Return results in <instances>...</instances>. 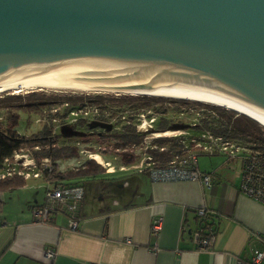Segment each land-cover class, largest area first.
Wrapping results in <instances>:
<instances>
[{
	"label": "water",
	"instance_id": "water-1",
	"mask_svg": "<svg viewBox=\"0 0 264 264\" xmlns=\"http://www.w3.org/2000/svg\"><path fill=\"white\" fill-rule=\"evenodd\" d=\"M67 72L264 109V0H0V84Z\"/></svg>",
	"mask_w": 264,
	"mask_h": 264
},
{
	"label": "crops",
	"instance_id": "crops-1",
	"mask_svg": "<svg viewBox=\"0 0 264 264\" xmlns=\"http://www.w3.org/2000/svg\"><path fill=\"white\" fill-rule=\"evenodd\" d=\"M199 155V154H198ZM228 155V154H227ZM214 159L210 184L201 179L152 180L146 169L133 168L120 178L107 168L92 176L95 195H89L87 176L76 227L68 226L62 212L50 220L36 219L33 207L43 201L48 183L25 182L1 193L0 264H238L251 261L254 247L264 239V203L239 188L241 159ZM240 158V157H239ZM198 162V156H197ZM120 169V168H119ZM122 169H128L122 167ZM87 177V178H86ZM90 177V176H89ZM44 179V180H45ZM35 188L31 193V188ZM39 190V188H41ZM117 188V189H116ZM116 189L111 197L105 190ZM17 190V191H15ZM205 205L218 223L210 247L196 246L191 231ZM162 214L155 233L151 221ZM54 250L52 256L45 251Z\"/></svg>",
	"mask_w": 264,
	"mask_h": 264
},
{
	"label": "rangeland",
	"instance_id": "rangeland-1",
	"mask_svg": "<svg viewBox=\"0 0 264 264\" xmlns=\"http://www.w3.org/2000/svg\"><path fill=\"white\" fill-rule=\"evenodd\" d=\"M32 90H35L36 92L34 94L27 95L29 91ZM10 93H20L21 96L10 98L8 96L6 97L7 99H0V104L3 102L21 104L18 107L12 106L13 111H16L18 114L15 128L20 133L28 134L33 131H37L44 123H49L53 127V133H57L54 135L55 144L78 145L79 154L77 156L60 158L57 160L59 169L64 170L74 168L81 164L86 158L92 157L90 155H96L99 160H102L103 162H105L106 159L110 161V163H108L109 165L107 163L104 165L105 170L103 172L106 173V168H115V172L108 173L106 175L115 176L116 179L117 177L120 178L119 176H121V174L129 173L131 169L137 168L134 164L139 163L142 159H145L144 156L148 153V147H155L159 145L153 140L155 136H174L181 139L189 146L193 145L196 141L203 144L209 142L210 137L208 134L211 131L203 126L200 127L204 121L207 119L213 123H218L221 117L223 118L226 116L225 114H221L206 105L195 102L179 103L164 100L152 102L148 105H141V101L139 99H131L129 97L127 99H123V97L141 95V93H115V91H74V89L35 88L19 92H14L12 90L2 91L0 93V97L9 95ZM52 93L63 95V97L67 95H77L74 97L76 100L85 98L87 97L86 95L92 96L96 94H102L110 97L114 96L116 98H106L103 102L104 104L99 105L98 113H96L95 116L87 118L88 120L95 119V121L92 123H88L87 120L83 123L77 122L74 124L76 130L73 131L72 121L61 123V118H57L56 120L52 119L54 113L50 110V107L53 104L58 103L60 100L40 104L35 103L37 100H45L44 95ZM29 101H32V103ZM28 102L30 104H28ZM44 110H46V112ZM237 112L239 113V111ZM42 114L47 115V117L37 120L36 117L41 116ZM8 120L9 116L6 109L0 106V123L4 125L8 124ZM163 122L168 123L169 130L156 131L159 130L158 127ZM194 122H196L198 126L194 125ZM124 123H134L138 130H145V135L141 142L130 144L126 146V148L117 144V141L119 140L112 134V132L121 129ZM182 123L187 124L184 125ZM227 156L228 155L222 151L216 153H200L198 155V163L209 166L210 163L214 162V159L220 157L225 158ZM239 160V156L230 158V161H233V163L239 162ZM121 165H124L128 169H122ZM41 175L44 176L43 173ZM87 177L85 184L87 186V190L89 191V195H95L99 187L95 190L94 181L100 182L101 179L98 178L94 180L92 179V176ZM76 178H78V175L62 177L61 180L69 181L75 180ZM44 179L45 178L41 176H31L27 180L29 182L35 180L36 182L48 183V181ZM34 189L35 188L32 187L29 193H31ZM41 189L42 187L39 188V190ZM116 189H110L109 191L105 190L106 197L111 198L116 193ZM12 190L13 189L5 191L7 197L11 194L10 191ZM0 212L2 213L1 209Z\"/></svg>",
	"mask_w": 264,
	"mask_h": 264
},
{
	"label": "built area",
	"instance_id": "built-area-1",
	"mask_svg": "<svg viewBox=\"0 0 264 264\" xmlns=\"http://www.w3.org/2000/svg\"><path fill=\"white\" fill-rule=\"evenodd\" d=\"M98 109L99 106L96 103L89 102L85 98L77 103H71L69 100L64 99L50 107V110L54 113L52 119L61 118V123L95 116ZM44 111L46 112V110ZM46 117L47 115L42 114L36 119L41 120ZM208 136L210 137L209 142L203 144L199 141L191 146L184 143L186 149L165 162L155 159L148 152L144 156L145 159L134 165L139 169H146L150 178L154 181L201 179L210 184L213 174L199 168L197 156L200 153L222 151L231 157L239 156L241 159L240 190L264 203V150L224 135H215L209 132ZM97 160L102 165L110 163L108 159L105 162ZM52 167V161L48 156H42L37 160L29 148H19L13 152L12 158L5 159L3 166L0 168V176L14 173L21 174L24 177L39 176L44 170H50ZM121 167L125 166L121 165ZM83 194L84 187L81 183L56 182L49 184L45 190L43 201L34 205L33 214L36 219L47 221L50 220L53 212H62L67 217L68 226L74 228L79 221ZM196 211L202 219L198 226L191 231L192 238L197 247H210L215 239L218 223L211 217V211L205 205L197 207ZM2 216L0 212V217ZM162 220V214H156L153 217L151 227L155 233L161 228ZM45 253L52 256L54 250L47 247ZM253 253L251 261L239 260L238 264H264V239L254 247Z\"/></svg>",
	"mask_w": 264,
	"mask_h": 264
},
{
	"label": "trees",
	"instance_id": "trees-1",
	"mask_svg": "<svg viewBox=\"0 0 264 264\" xmlns=\"http://www.w3.org/2000/svg\"><path fill=\"white\" fill-rule=\"evenodd\" d=\"M36 91H29V94H34ZM20 97V93H10L9 95L1 96L0 99H7L6 97ZM45 100H37L35 103L40 104L44 102H55L62 101L64 99L69 100L71 103H77L80 100H76L74 97L77 95H67L64 96L60 94H48L44 95ZM85 96V95H84ZM86 100L92 103H96L98 106L104 104L106 98H116L114 96H106L102 94L96 95H86ZM131 99H139L141 101V105H148L152 102L156 101H174V102H195L199 104L206 105L211 109L218 111L221 114H225V117H221L218 123H213L210 120H205L204 123L200 127L207 128L211 133L215 135H224L228 138L235 139L237 141L247 143L253 147L260 148L264 150V126L254 119L253 117L237 112L232 108H227L222 105L212 104L207 102H202L198 100H190L182 97H168L163 95H150V94H141V95H131L123 97V99L127 98ZM32 103V101H29ZM28 102V104H30ZM20 103H7L3 102L0 106L4 107L8 113L9 120L8 124L0 123V168L3 166L6 158H12L13 152L19 148H29L31 153L37 160H39L42 156H48L53 164L52 169L44 170V177L53 183L62 182L66 184L78 183L81 182L80 179L83 176H94L97 173L103 172L105 170L104 165H102L96 159H99L98 156L92 155L93 157L86 158L81 164L74 168L61 170L58 168L57 160L60 158H67L72 156H77L79 154V147L76 144H63L58 145L54 142V135L57 133H53V127L49 123H44L43 126L31 133H20L16 128V122L18 119V114L16 111H13L12 106H20ZM87 122L92 123L94 120H88L87 118H78L75 121H72V129H75V123L77 122ZM65 123V122H62ZM186 125L187 123H182ZM198 126L196 122L193 123ZM169 125L167 122H163L159 125L156 131H166L169 130ZM168 128V129H167ZM112 134L118 138L117 144L126 148V146L139 143L142 141L145 135V130H138L134 123H124L122 128L116 131H113ZM155 142L159 145L155 147H148V152H150L153 157L161 162H165L171 157H173L177 153H181L186 149L184 142L181 139H178L174 136L169 135H158L153 138ZM54 142V143H53ZM37 145V146H36ZM163 146L162 148H160ZM127 153V151H126ZM72 175H78V178L75 180L64 181L61 180L62 177H69ZM25 177L21 174H11L0 176V207H1V193L3 191L10 190L16 186H19L25 182ZM197 215L198 212H197ZM200 216V215H199ZM212 217V213H211ZM201 218V217H200ZM213 218V217H212ZM202 219V218H201ZM200 219V221H201Z\"/></svg>",
	"mask_w": 264,
	"mask_h": 264
},
{
	"label": "bare ground",
	"instance_id": "bare-ground-1",
	"mask_svg": "<svg viewBox=\"0 0 264 264\" xmlns=\"http://www.w3.org/2000/svg\"><path fill=\"white\" fill-rule=\"evenodd\" d=\"M113 78L114 77L106 76L100 77L97 72H67L47 76L27 77L0 84V93L6 90L19 92L35 88H53L69 90L74 89V91H115V93L128 92L172 97H186L189 99H198L212 102L219 105L222 104L228 108H233L239 112H243L253 117L264 126L263 108H259L233 96L215 93H194L183 90L144 87L131 84L128 80L119 81V79L116 80Z\"/></svg>",
	"mask_w": 264,
	"mask_h": 264
}]
</instances>
